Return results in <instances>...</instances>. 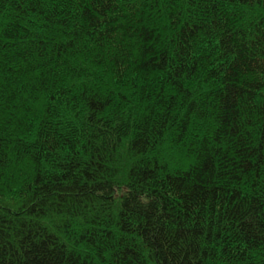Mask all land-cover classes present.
<instances>
[{
	"label": "trees",
	"instance_id": "1",
	"mask_svg": "<svg viewBox=\"0 0 264 264\" xmlns=\"http://www.w3.org/2000/svg\"><path fill=\"white\" fill-rule=\"evenodd\" d=\"M0 264H264V0H0Z\"/></svg>",
	"mask_w": 264,
	"mask_h": 264
}]
</instances>
